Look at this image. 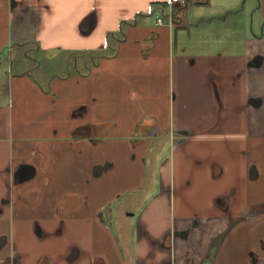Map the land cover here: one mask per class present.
Here are the masks:
<instances>
[{"label": "crops", "instance_id": "1", "mask_svg": "<svg viewBox=\"0 0 264 264\" xmlns=\"http://www.w3.org/2000/svg\"><path fill=\"white\" fill-rule=\"evenodd\" d=\"M1 61L0 264H264V0H0Z\"/></svg>", "mask_w": 264, "mask_h": 264}, {"label": "rangeland", "instance_id": "2", "mask_svg": "<svg viewBox=\"0 0 264 264\" xmlns=\"http://www.w3.org/2000/svg\"><path fill=\"white\" fill-rule=\"evenodd\" d=\"M183 1L184 2H181L182 5L187 3V0H183ZM208 12H210V11L206 10V15H207ZM249 19H250V22L252 24V17H249ZM256 19H257V14L255 13L254 16H253V20H254L253 21V24H254L253 25V29H254L255 32H258L259 30H258V28H256L257 27L256 26L257 25L256 24ZM30 52H31L30 54H31V56H33V58H38L40 60L38 65H40L41 69L44 68V71L49 70L50 67H53V66L55 67L56 65H59L61 60H62V63H64V57L65 56L62 55L64 53H62V54L58 53V54H55L54 56L51 57V55H48V54H40V55H38L36 52H32L31 50H30ZM70 59H71V61H73V55L69 56V58L67 59L71 63ZM0 68H1V71H4V69L6 68V63L1 61L0 62ZM29 68H31V71H32L33 75L37 74L38 69L34 65L33 61H31V62L29 61ZM6 76L7 75H5V73L2 72L0 74V81L1 82H2V80L5 81ZM4 97H5V95H4Z\"/></svg>", "mask_w": 264, "mask_h": 264}, {"label": "trees", "instance_id": "3", "mask_svg": "<svg viewBox=\"0 0 264 264\" xmlns=\"http://www.w3.org/2000/svg\"><path fill=\"white\" fill-rule=\"evenodd\" d=\"M105 52V50H80L79 52L76 51L72 53L73 61L77 62L75 70L82 75H87L91 69V66L94 65L100 57L106 55ZM28 61L34 62V60L31 58H29Z\"/></svg>", "mask_w": 264, "mask_h": 264}, {"label": "built area", "instance_id": "4", "mask_svg": "<svg viewBox=\"0 0 264 264\" xmlns=\"http://www.w3.org/2000/svg\"><path fill=\"white\" fill-rule=\"evenodd\" d=\"M181 2H184L183 0H181Z\"/></svg>", "mask_w": 264, "mask_h": 264}]
</instances>
